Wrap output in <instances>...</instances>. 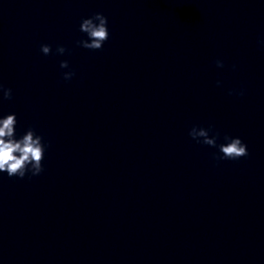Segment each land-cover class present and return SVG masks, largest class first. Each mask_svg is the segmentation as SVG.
<instances>
[{"label": "clouds", "instance_id": "1", "mask_svg": "<svg viewBox=\"0 0 264 264\" xmlns=\"http://www.w3.org/2000/svg\"><path fill=\"white\" fill-rule=\"evenodd\" d=\"M108 20L102 13H95L92 17L83 19L80 24V31L85 33L87 39L77 41V44L90 50H100L104 42L109 38ZM40 51L44 55L51 53V46L42 44ZM63 46H58L56 52L60 55L65 53ZM217 67H223V61H215ZM62 69L68 68V61H61ZM74 72H65L63 78L70 80ZM0 93L2 99L10 100L12 98V89L5 88L0 84ZM232 94V93H230ZM239 95H243L241 91ZM17 118L15 113L8 114L0 118V173H7L9 177H18L23 179L26 174L32 176L39 175L43 169V160L46 145L43 138L37 135L33 129H28L19 139L16 138L15 128ZM209 128L192 127L189 136L197 143H202L210 147H218L219 154L216 155L220 160H236L248 155L247 145L240 138L225 136L226 143L217 145V136H209Z\"/></svg>", "mask_w": 264, "mask_h": 264}]
</instances>
